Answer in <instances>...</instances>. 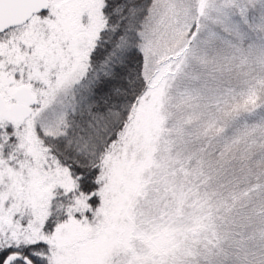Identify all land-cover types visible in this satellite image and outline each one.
Segmentation results:
<instances>
[{"label": "snow or ice", "instance_id": "1", "mask_svg": "<svg viewBox=\"0 0 264 264\" xmlns=\"http://www.w3.org/2000/svg\"><path fill=\"white\" fill-rule=\"evenodd\" d=\"M0 264H264V0H0Z\"/></svg>", "mask_w": 264, "mask_h": 264}]
</instances>
